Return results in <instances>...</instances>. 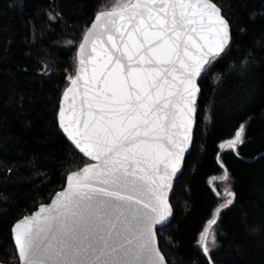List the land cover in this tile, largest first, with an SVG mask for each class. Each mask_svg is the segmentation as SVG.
Returning a JSON list of instances; mask_svg holds the SVG:
<instances>
[{"label":"snow or ice","instance_id":"1","mask_svg":"<svg viewBox=\"0 0 264 264\" xmlns=\"http://www.w3.org/2000/svg\"><path fill=\"white\" fill-rule=\"evenodd\" d=\"M57 16L48 13L50 22ZM233 42L213 0H117L97 11L59 113L60 127L95 163L13 226L21 264H163L153 226L171 214L168 190L193 142L199 80ZM251 57L227 70L246 71ZM199 244L210 255L217 235L210 248L205 228Z\"/></svg>","mask_w":264,"mask_h":264},{"label":"trees","instance_id":"2","mask_svg":"<svg viewBox=\"0 0 264 264\" xmlns=\"http://www.w3.org/2000/svg\"><path fill=\"white\" fill-rule=\"evenodd\" d=\"M107 2L0 0V261H18L14 221L48 202L69 172L89 162L61 133L57 110L75 73L77 45ZM213 2L234 42L200 79L192 148L170 197L173 219L157 230L158 243L169 264H211L199 244L220 205L209 179L224 174L220 145L243 125L236 152L220 154L235 199L211 228L218 245L209 256L213 264H264V0ZM50 11L58 14L54 22ZM249 51L246 71L227 70Z\"/></svg>","mask_w":264,"mask_h":264},{"label":"water","instance_id":"3","mask_svg":"<svg viewBox=\"0 0 264 264\" xmlns=\"http://www.w3.org/2000/svg\"><path fill=\"white\" fill-rule=\"evenodd\" d=\"M219 7H220V6H219ZM222 13H223V12H222ZM95 15H96V14H95ZM95 15L93 16V18H92L90 24L88 25V27H87L86 30L84 31V34H83V36H82V38H81L79 44L77 45V48H76V61H77V62H76V69H75V73L73 74V76L71 77V79L74 78V77L76 76V74H77V68H78V59H77V56H78V51H79V45H80V43L83 42V37H84V35L86 34L88 28H89V27L91 26V24L93 23V20H94ZM224 17H225V16H224ZM225 18H226V17H225ZM71 79L69 80V83H68V85L66 86V88L63 90L62 95H61L60 100H59V105H58V110H57V124H58V127H59L61 133H62L63 136L66 138V140L69 142V144H70V145H71V146H72V147H73V148H74V149H75L80 155H82L83 157H85L86 159L89 160V162H87V163H95V161H92L91 158L85 156L82 152H80V150H79L78 148H76L75 143L69 139V137L67 136V134H66V133L63 131V129L60 127L59 113H60V109H61L62 103H63V106H64V108H65L66 110H67L68 104L70 103V99H69V101H64V99H63V94H64V92H65L69 87H71ZM199 82H200V80H199ZM199 87H200V85H199ZM200 89H201V88H200ZM199 97H200V95L198 96V99H199ZM197 101H198V100H197ZM195 125H196V116H195V123H194V126H193V134H194V130H195ZM192 143H193V142H192ZM192 143H191L190 147L185 151L184 159H183V162H182L181 168L178 170L177 174L173 177V180H172V187L168 190V202H169V206H170V209H171V214L168 215L166 221L161 222V223H157V224H155V225L153 226V231H154V233H155V244H156V246H157L158 249H159L160 255L164 258V259H163V264H169V263L167 262V260H166V258H165V256H164V254L162 253V251H161V249H160V246H159V243H158L157 230H158V229H162L163 227L167 226V225L172 221V219H173L174 211H173V208H172V205H171V202H170V197H171V194H172V192H173V190H174L175 179H176V178L182 173V171H183L184 163H185V159H186L187 155L189 154V152L191 151ZM228 144H229V143H226V144L224 145V147L220 149V151L218 152V154H217V156H216L217 161L219 162V164L221 165L222 169L224 170V174H223L222 177H220V178H216V179H214V181H210V186H212L213 183L224 181L225 179H223V177H224L226 174H227V177H228V171H227L226 167L220 162V154H221L223 151H225L227 148H229V147H228ZM237 146H238V144H237ZM237 146H236L235 148H231V149H232L233 151L236 152V148H237ZM85 164H86V163H85ZM85 164H84V165H85ZM84 165H82L80 168H78V169H76V170H74V171L69 172V173L66 175V178H65V184H64L63 188H62L61 190L57 191V192L51 197V199H50L48 202H45V203H41V204H39V205L37 206V208H36L35 210H33L31 213H29V214H27V215H25V216H22L21 218H19V219H17L16 221H14V223H13L12 226H11V237H12V242H13L14 247H15V243H14V237H13V232H12L13 226H14L17 222L22 221L25 217H31V216H34L35 214H37L42 206H43V207L50 206V205L52 204L53 200L56 199L57 194L60 193V192H62V191H64V190L66 189V187H67V177H68V175H70L72 172H75V171L80 170L81 168L84 167ZM214 192H215L216 195H217L219 198H221V199L230 198V199H233V201H234V199H235V196H234V198H233V197H230L227 193H226V194H220L215 188H214ZM230 192H233V193H234V191H230ZM230 205H231V204H230ZM230 205L226 203V204H224V205L218 207V209L215 211V214H214V217L212 218V220H217L218 217H219L220 212H221L224 208H226V207H228V206H230ZM212 226H213V225H209V224L206 226V228H208L209 233H210V230H211ZM15 250H16V253H17V259H18L17 262L6 263V262H3V261H0V264H21V262L19 261V255H18V251H17L16 247H15ZM204 255L209 259L210 263L213 264L212 261L210 260V256H209V255H206V254H204Z\"/></svg>","mask_w":264,"mask_h":264},{"label":"rangeland","instance_id":"4","mask_svg":"<svg viewBox=\"0 0 264 264\" xmlns=\"http://www.w3.org/2000/svg\"><path fill=\"white\" fill-rule=\"evenodd\" d=\"M117 2V0H108V2L105 4V6L104 7H111L114 3H116ZM75 68H76V66H75ZM73 76V74L72 75H70V76H68V80H70L71 79V77ZM243 133H244V131L242 132V134H241V137L239 138V139H241L242 138V136H243ZM237 138H236V135H234V137L233 138H231V139H229L227 142H231V141H233V140H236ZM226 143V142H225ZM225 143H223V144H225ZM222 161V160H221ZM223 175H222V173H219V174H217L216 176H214V177H212V178H220V177H222ZM211 179V178H210ZM214 186H216L220 191H221V193L222 194H225V193H227L228 191H230L231 189H233L232 188V184H231V179H227V180H224V181H221V182H219V183H217V184H214ZM225 201L224 200H221L220 199V201H219V204H222V203H224ZM219 206V205H218ZM217 206V207H218ZM213 212H214V210H213ZM212 216V215H211ZM213 235V233L211 234H209V247L211 248V236Z\"/></svg>","mask_w":264,"mask_h":264},{"label":"flooded vegetation","instance_id":"5","mask_svg":"<svg viewBox=\"0 0 264 264\" xmlns=\"http://www.w3.org/2000/svg\"><path fill=\"white\" fill-rule=\"evenodd\" d=\"M214 177V176H213ZM214 179H216V178H212L211 177V179H209V186H210V181H214ZM217 183H219V182H216V184ZM211 187V189L213 190V192H214V183H213V185L212 186H210ZM216 189V188H215ZM217 190V189H216ZM218 191V190H217ZM230 191H233L232 189L230 190ZM230 191H228V192H230ZM220 194H222L220 191H218ZM227 192V193H228ZM216 194V193H215ZM226 194V193H225ZM219 199H221V198H219ZM230 198H226V199H221V200H224L225 202L224 203H222V204H220L218 207H220V206H222V205H224V204H226L227 203V201L229 200ZM218 207L216 208V210L218 209ZM215 210V211H216ZM211 231V230H210ZM210 234V233H209Z\"/></svg>","mask_w":264,"mask_h":264}]
</instances>
